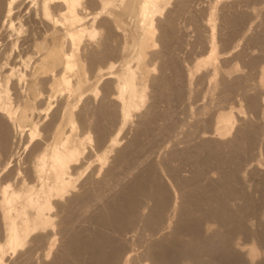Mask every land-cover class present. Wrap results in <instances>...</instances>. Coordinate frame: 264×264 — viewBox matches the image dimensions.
<instances>
[{
  "label": "bare ground",
  "instance_id": "obj_1",
  "mask_svg": "<svg viewBox=\"0 0 264 264\" xmlns=\"http://www.w3.org/2000/svg\"><path fill=\"white\" fill-rule=\"evenodd\" d=\"M84 1L83 0H0V35H1L0 39L3 40L0 42V231H1L0 233H2V236H0V237H2V238H0V264H10V262L12 261L9 259L10 257L6 258V256H9V255H7V253L11 254L12 256H14V255L16 256V254L19 253V255L16 257V259H13L11 257L13 259L11 264H37V263H40V264H222V263H224V264H226L229 262L235 263V264H237V263L240 264L242 262H243L242 264H246V263L249 264L250 262H253V258L258 254V250H257L258 248L255 246L254 243H251L248 246H243L238 242H232V241L230 242V239L228 238L229 236L227 237V234L226 235L225 234H218L217 232H219V231H217V232L215 231V232L219 236V238L217 240L220 242V244H218L220 246L218 247L217 245H215L214 242H213V244L210 243L211 240L206 238L208 235L207 234L204 235V233H203L204 231H202L203 227L201 228L202 215L196 214L197 213L196 211H198L199 206L202 204L201 200H199L200 198H197L198 195L196 196L193 192H192L193 196L190 195V191H192V190L195 191L197 188L191 187V189L188 191V190H186L187 187H186L185 183H181V182H180V184H178L179 187L176 186L175 181L180 180V176H179L180 174L178 173L180 168H178V170H177V167L176 168L171 167L169 165L168 160H166L164 162V164H162V165H166V167L169 168V169L168 168L167 169L169 170V172L171 174L170 176H172L175 179L174 185L176 187H178L180 191H182L184 189L186 190V192H184L183 195H181L182 193L180 194V197H179L180 200H178L179 198L175 195L174 192H173L174 194H172V193H171L172 195L170 194L171 190L169 189V186L170 185L172 186L173 182L169 183V185L167 186L168 183L166 184L165 183L166 181L164 182L162 179L163 176L162 177L160 176V175H162L161 171L164 170V169L163 170H161V169L164 166H162V168L160 167L161 165L159 166V168H160L159 170H161L160 171L161 173H160V172H158L159 170H157V168H158L157 163H155V164H157L156 168L153 166H152L153 168L150 167L151 169H147L146 173L143 172V175H141L140 177L138 176V178L135 177L134 181L131 180V184L124 185L122 187V189L120 190L121 191L120 194L122 196H120L118 198V194H117V197L114 199L112 198L111 202H110V200H109L110 198H109L107 200V201H109V203L105 204V206L103 204L104 208L103 209L99 208V212L97 213L96 216L94 215L95 212L94 213L92 212V208H93L92 206H96L98 201H100V200L103 201V199H104L103 198L104 193L102 194L101 193L102 190L100 189L101 185H99L98 182L94 183L93 182L94 180H92L93 183L90 182V184H92V185L88 186V184H89L88 181L89 180L91 181V179H88V181H87L88 183H86V181L84 180L86 185L84 184V182H83V184L81 183L83 189L79 192L78 186H80V184H79L80 171H78V169L83 166V164H81L82 166H79V165H80V163H82L81 161L84 158V154H85V151L87 148V147H85L86 146L85 144H84V146H82L83 145V139H84L85 133H87L86 135L89 138L90 142L93 140L92 139L93 137L91 134L92 129L90 131L88 130L87 132H86V130H85V132L82 131L84 133V136H82L83 134L81 132H80L81 134L78 133V130H80V129H78L80 124L78 123L77 118L79 117L80 118L79 122H82L84 125L86 124V127H87V125L89 126V125H92L94 123L95 119L93 121V116H94V118H96L95 115H97L100 110H101V113H107L106 116L109 117V120L116 119V121L119 123L118 124L119 126H117V130L114 131V134L112 133V136L109 135L110 136V137H108L109 140H106V141L110 142V143L109 142L108 143H109V147H111V149L112 148L114 149L119 144L118 143L120 141L119 136L123 132L122 130L124 129L126 124L129 122L130 116L135 111H137L139 109V107L141 108V105H143L142 103L145 100H147V98L144 99L146 97V94L148 91L146 88L147 85L144 83L145 74H143L142 68H143V65L145 63H147V61L145 60L146 54L149 52L151 54H152V52L154 53L153 48L151 49V51L148 50L149 46L153 43H156L155 42V41H157L156 36L158 34H160V37L163 38L161 35L162 32L158 33V31H160V29H159L160 27H162V28H164V27L161 25L162 23H160L161 26L158 27L159 24H157V23L159 22L158 18L164 12V9H165L164 1H166V0H90V1L88 0V2H93V3L95 1H97V3L99 2V5H98L99 9L98 10L96 9L97 11H95V12L91 11L94 13V15L91 13L92 18L90 16H88V14H89L87 12L88 7L86 9L87 15H86L85 9H84V12H83V9H81V8H83V6H85V5L82 6ZM209 2H210V0H209ZM183 3H185V2L183 1ZM229 5H230V3H229ZM259 7H260V5H259ZM175 8H178V7H175ZM17 9H20L19 13L17 12ZM23 10H26L25 12H27V14H28L27 17H29L31 19V21H33V23L39 25V23L41 21H43V23L45 22V24H42V25H45L44 26L45 29L43 28L44 30L42 31L43 33L40 30V32L42 34H44V37L42 39L36 38L39 36H36V37L34 36L36 31H38V29L36 27L35 28L37 30L35 28H31L32 30L30 29V32H31L30 35L31 36L33 35V38H36V39H33L32 40L33 43L31 41V45L28 46V47H31V49L27 47L30 50H28L25 47L24 42H22V41L20 42V40L17 36H16V38L13 39V34H11V31L14 32V31L19 29V26L20 27L23 26L21 23V21H22L21 18H24V14L26 15V13L24 12L23 17H21V12ZM192 10H193V8H192ZM127 12H129V14L134 16L136 19V24L133 27L130 26L131 27L130 29L127 26L128 24L125 22L124 18L121 15L122 13H127ZM244 12H246V11H244ZM82 13H85V16H83ZM87 16L91 18L90 19L91 22H89L90 20L87 19ZM84 18L87 20H85ZM19 19H21V21H19ZM168 19H170V18H168ZM211 20H212V18L210 17L209 21H211ZM18 21H19L20 25L18 24ZM24 21H28V20H24ZM160 21H161V18H160ZM166 24H164V25H166ZM15 25H17L18 27ZM29 25H31V24H29ZM129 25H132V22H130ZM234 25H236V23ZM166 26H168V25H166ZM195 28H197V27H195ZM4 30L6 32H10V33L5 34ZM26 30H28V29H26ZM166 30H165V28L163 29V31L167 32ZM41 33L40 34L37 33V35L39 34L42 37ZM10 35H12L11 36L12 38L10 37ZM214 35H212L211 38H214ZM26 36H28V38L25 41L27 43V40L30 37L29 33ZM61 36H63V37H61ZM21 37H20V39H21ZM256 37H258V34ZM165 38H166V36H165ZM22 39L24 40V38H22ZM85 39L88 41V43L92 42L94 47H92L90 44H88ZM255 39H257V38H255ZM84 40L86 41L85 43H87V44L83 45ZM129 40L131 42V47L129 45V43H130ZM116 41H119L118 42L119 44ZM210 41H211V45L209 44L210 45L209 55L205 59L201 60V62L200 61L199 62L203 63V66L204 65H207V66L211 65L213 70H216L214 60H216L218 58V56H217L218 50H217L216 44L214 43V40L211 39ZM120 42H122V44H120ZM226 43H228V42H226ZM249 43H250V41H249ZM66 44H69L68 48H66L67 47ZM256 44H258V43H256ZM21 45L22 46L24 45V48H22ZM197 45H198V43H197ZM260 45H262V44H260ZM20 47L22 48V49H20L22 51L19 50ZM131 48L133 49V52H134V62L133 63L131 60L127 59L128 57H127V54L125 52L127 49H129V51H130ZM80 49L82 50L81 52H79ZM230 49H231V47H230ZM171 50H173V49H171ZM16 51H19L20 53H18ZM129 51H127V53ZM166 52H167V50H166ZM16 53H18V54H16ZM29 53H31V54L33 53L35 56L31 55V54L29 55ZM172 55H174V54H172ZM152 56H154V54H152ZM118 61H120V64H118V66L120 65V68H119L120 70H118L120 72L114 70V72H118V73H114L110 69H112L113 67L115 68ZM103 62H105V63H103ZM242 62H244V60ZM251 63H253V62H251ZM20 64H22L21 67H20ZM258 64H259V62H258ZM29 67H30V71L28 70L29 73H27L28 72L27 69ZM105 68H107L109 70L108 73H110L106 77H110L111 80L113 79L112 82H114L115 91L114 92L111 91L112 93H110V94H111V101H113L112 99H114L115 102L111 103L112 106H110V105L109 106L113 108L114 103H116L115 108L113 110L111 108V110H109V111L106 110L108 108V107H106L108 105L106 103H108L107 100H109L108 95H106L107 96L106 99L105 98H103V99H105L107 102L104 101L105 103H101V107L99 105V107L101 108L99 111H98L99 108L95 107L96 109H93L92 108L93 105H92L91 109H88V108L84 109L85 113L81 112V110H80V113L78 114L79 116L76 117V113L79 112L78 111L79 108L77 107L78 109L76 108L77 110H74L75 106H74V108L69 107L68 104L70 102L65 103V104H63L64 106H62V113L60 112L62 114L61 117H59L60 120L58 119L59 121L55 122V124L58 122L56 124V126H54L55 128L54 127H53L54 129L52 128L54 130L53 141L51 143H44V144L42 141V144H43L42 146L41 145L39 146V144L37 142L35 143V139L37 137H39L38 135H40L39 125H41L40 120H41V116H42V115L37 113L38 114L37 119L33 118V113H34L35 109L37 108L36 97H37V95H39V93H41L39 91L42 90V89H40V86H39L40 84L38 85L39 87L37 86V84H38L37 79H39L37 77L40 76V74H42V73L43 74L44 73L45 74L50 73V77H49V80H50L51 77L53 78V77L57 76L58 74H60V76H57V77H60V79H58V83L60 85L59 86V92L63 93V91L67 92L68 90H70V91H74L75 93H77L78 90L80 89V85H81L79 77L83 73H85L86 77L88 76L89 78H91V77L93 78V76L96 77V80H98L97 75H100L99 82L101 83L103 80V76L105 74L104 73ZM117 69H118V67H117ZM218 69H220V68L218 67ZM90 70H92V71L94 70L95 74L93 72H91ZM177 72H179V71H177ZM90 73L94 74V75L91 76ZM234 75H236V74H234ZM48 76H46V78ZM71 76H76L78 78V79L76 78L77 81L75 80L76 81L75 83L72 82ZM88 77H87V80H88ZM46 78H44V79H46ZM260 79H261V82H262V80H264V67H263V70H261ZM36 80H37V82H36ZM41 80L39 82H41ZM49 80L47 78V81H49ZM89 80H92V79H89ZM50 81H52V80H50ZM107 81H109V80H107ZM95 82H97V81H95ZM95 82H93L94 85L96 84ZM112 82L109 81V84L111 83V85H113ZM227 82H228V80H227ZM44 83H45V81H44ZM87 83H90V82L87 81ZM87 83L85 84V87H86ZM106 84H108V83H106ZM104 85H105V83H104ZM99 86L96 85L94 87L95 93H98L100 91ZM42 87L46 88L44 86V84ZM108 87H109V85H108ZM196 87H198V86H196ZM52 88H53V85H52L51 89ZM48 89L49 88H47V90ZM262 89L264 90L263 87H262ZM47 90H46V92L48 93ZM194 90L195 89H193V91ZM81 91H83V89ZM84 91H87V90H85V88H84ZM151 91H152V89H151ZM75 93L73 94V96L71 95L72 96L71 98L74 97ZM60 94H57V95H60ZM68 94H69V92H68ZM88 94H90V93H88ZM106 94H108V93H106ZM77 95L75 97H77ZM81 95H82V93H81ZM84 96H86V95L84 94ZM168 96L170 97V95H168ZM226 96H227V94H226ZM158 97H160V96H158ZM43 98L44 97H42V99ZM88 98H89V96H88ZM45 99H47V98H45ZM54 101H55V99H54ZM76 101H78V100H76ZM44 102H42V103H44ZM66 102H67V100H66ZM78 103L76 102L74 105H76ZM86 103L84 102V107H87V106H85ZM173 103H175V102H173ZM56 104H57V102H56ZM61 104L62 103L60 102L59 105H61ZM151 104H150V106H151ZM71 106H72V104H71ZM58 107L61 108V106H58ZM84 107L82 106V109ZM148 107L149 106H147L146 108H148ZM152 109H153V107H152ZM54 110H55V108H54ZM57 110H58V108H57ZM87 110H89V111H87ZM76 111H78V112H76ZM90 111H91V113L89 114L88 112H90ZM139 111H140V109H139ZM146 111H147V109H146ZM163 111H165V110H163ZM229 111H231V110H229ZM149 112H151V111H149ZM47 113L48 112H45V114H47ZM140 114H142V113H140ZM137 115H139V114H137ZM152 115L150 113V118ZM166 115H167V113H166ZM35 116H36V114H35ZM43 116H44V114H43ZM43 116H42V118H43ZM56 116H57V114H56ZM98 116L100 117L99 114H98ZM108 117H106V118H108ZM145 117H147V116H144V118ZM216 117H217L216 118L217 127L215 125L216 134H220V135L224 134L221 132L222 131L227 132L228 130H230L233 127L232 118L234 116L231 112L221 111V113L218 116L216 115ZM53 118L55 120V117H53ZM150 118L147 117L146 119H144V121L148 122V121H150ZM100 119L102 120V118H99V121H100ZM97 120H98V118H97ZM103 120H104V118H103ZM104 121H106V119ZM107 121H108V119H107ZM51 122H50V124L52 125ZM63 122H66V124L68 125V130L64 129V126L62 125ZM101 122H103V121H101ZM108 122H110V121H108ZM168 122H170V121H168ZM98 123H100V122H98ZM104 124H106V123L103 122V125ZM164 124H165V122H164ZM252 125H253V123H252ZM45 127H46V125H45ZM96 127H97V129L99 128L98 126H96ZM104 127H105V125H104ZM82 128H84V127H82ZM87 128H89V127H87ZM105 128H107V127H105ZM47 130H49V129H47ZM107 132L108 131H105L104 128L100 127L99 128V134H98L99 139H103L106 136L105 133H107ZM168 133H169V131H168ZM255 133H256V131H255ZM24 134H27L26 135L27 139L25 138L26 141L23 138ZM138 134H139V132H138ZM44 135H42V136H44ZM48 135H49V133H48ZM48 135H45V136H48ZM81 136H82V138H80ZM260 137H261V135H260ZM40 138L42 139V137H40ZM46 139H48V138H46ZM23 140H24L25 144L22 143ZM32 144H33V146L31 147L27 156L25 155V158L23 160H21L22 158L20 156H22L23 151L27 150L28 149L27 147L32 145ZM6 147H9V149L5 150ZM169 147H171V146H169ZM244 148H245V146H244ZM231 149H232V151L234 150L233 147ZM172 150L173 149H171L170 151H172ZM106 153H107V151L104 150V152H102V154L99 155V158L101 159V165H103V163H105L107 160V154ZM171 154L173 155V157L176 156L175 153H171ZM238 155H240V154H238ZM120 157L123 158L121 155H120ZM124 158H127V157L124 156ZM14 159L16 160V165L11 166V162L14 161ZM118 159H119V156H118ZM123 159H119V160H123ZM132 159H134V158H132ZM176 159H178V158H176ZM239 159H237V160L239 161ZM116 160H117V158H116ZM119 160H117V164H119V162H121ZM174 161H177V160H174ZM190 161H191V159H190ZM153 162H152V164H154ZM222 162H224V161H222ZM162 163H163V159H162ZM245 163H248V162H245ZM172 165H174V164H172ZM116 166H118V165H116ZM116 166H114V167L111 166L112 167L111 169H109L108 171L106 170L107 172L110 173L108 175L114 174V171H115L114 168H116ZM237 168H239V167L237 166ZM237 168H235L236 171L238 170ZM240 170H242V169H240ZM99 172H101V171H99ZM129 172H131V171H129ZM127 173H128V171H127ZM192 174H194V173H192ZM105 175H106V173H105ZM105 175H102V176H105ZM91 176L92 175H90L89 177H91ZM165 176H166V174H165ZM203 176H205V175H203ZM249 176H251V175H249ZM92 177H94V176H92ZM100 178H101V175H100ZM109 178H110V176H109ZM124 178L125 177H123V179ZM192 178H194V177H192ZM196 178H197V176H196ZM85 179L87 180V178H85ZM103 179H105V178H103ZM110 179H113V178H110ZM171 179H170V181H171ZM217 180H219V179H217ZM104 182H106V181H104ZM177 182H179V181H177ZM257 182H258V180H257ZM188 183H190V182H188ZM251 183H252V181H251ZM124 184H126V183H124ZM172 187L174 188V186H172ZM202 187H204V186H202ZM222 187H225V186H222ZM201 189L203 190V188H201ZM106 190H108V189H106ZM198 191H200V190L197 189L196 193H198ZM175 192L177 193V190H175ZM105 197H106V195H105ZM107 201H105V202L107 203ZM150 202H152V203H150ZM250 203H251V201H250ZM243 206H245V205H243ZM90 208H91V211L89 210ZM76 209H77V211H80V217H78V218H76L78 215H76V217H73V216H75L74 213L76 212ZM88 210L93 213L92 216H95L93 223L96 224L95 225L96 228L92 232L89 229H90V227L92 228L94 225L92 226V223H91V226H90V224H88V223H90L92 221V219H90V218H93V217L89 216V219L91 221H88L87 218L85 220V217H84V216L88 217L87 216V215H89L87 213ZM93 210H95V209H93ZM85 213H87V214L84 215ZM262 213H261V215H262ZM240 214H241V212H240ZM177 215L179 216V220L176 219ZM223 215H222V217L224 218ZM81 216L84 219H82ZM222 217H221V219H223ZM225 217H226V215H225ZM255 217H256V215H255ZM227 218H228V216H227ZM75 220L76 221L77 220H80V221L85 220L86 223L84 225L87 226L86 224H88L89 229H86L87 227H84V226H83L84 230H82L83 232L81 230L74 229V225H75L74 221ZM223 220L226 221L227 219H223ZM246 223H247V221H246ZM235 224H238V223H235ZM203 225L204 224H202V226ZM232 225H233V223H232ZM232 227L233 226H231V228ZM83 228H81V229H83ZM108 228H110L111 231H109L110 229L108 230ZM127 228H129V229L131 228L132 233H133V228L135 230L137 229L136 231L134 230L136 232L135 236L130 233L132 236L135 237L134 238L135 240L131 239V241H130V237H128V239H127V237H124L125 236L124 234H127L129 232V230H127ZM146 232H148L147 234H149V236L146 234ZM215 232H213V233H215ZM65 238L67 239L66 242L64 241ZM211 238H213V236H211ZM233 238L234 237H232L231 240H233ZM58 241L60 242L61 246H60V248H58V250L55 247L56 248V250H55L53 248V246L54 245L58 246L59 245ZM56 242L58 245L55 244ZM207 242H208V244H207ZM203 255H207V259L204 258ZM240 257H241V259H240ZM231 263H229V264H231Z\"/></svg>",
  "mask_w": 264,
  "mask_h": 264
},
{
  "label": "rangeland",
  "instance_id": "obj_2",
  "mask_svg": "<svg viewBox=\"0 0 264 264\" xmlns=\"http://www.w3.org/2000/svg\"><path fill=\"white\" fill-rule=\"evenodd\" d=\"M183 1L185 3H183ZM229 3H230V5H229ZM83 5H85V6H83ZM98 5H99V2L97 3V1H95L93 3V2H88V0L87 1L85 0L82 4L83 8H81V9H83V12L85 9V12H86V9L88 7V9H87V12L89 13L88 16H90L92 18V14L94 15L93 12H95L99 9ZM164 5H165L164 12L158 18L159 22L157 21L158 22L157 24H159L158 27H160L162 25L165 28V30L167 29L166 30L167 32L163 31L164 28H162V27L159 28L160 31H158V33L162 32L161 35L163 38H161L160 34L157 33L158 35L156 36V38H157L158 42L155 41L156 43H153L154 45L151 44L148 48V50H150V51L153 48L154 53L152 52V54H154V56H152V54L150 52L147 53L146 59H145L147 61V63H145L143 65V68H142V72H143V74H145L144 83L147 85L146 88L148 91L146 94V97L144 99L147 98V100H145V101L143 100L144 102L142 101L143 105H141V108L139 107L140 111L138 109L137 111H135L130 116L129 122L126 124V126L122 130L123 132L119 136V138H120V141L118 142L119 144L114 149L113 148L111 149V147H109L110 142L106 141V140H109L108 139V137H110L109 135L112 136V133L114 134V131L117 130V126H119L118 125L119 123L116 121V119L109 120V117L106 116L107 113H101V110H100L101 109L100 108L101 103H105L108 101V103H106V104H108L106 106V107H108L106 110L109 111L112 108V107H110V106H112L111 103L115 102L114 99H112L113 101H111V94L110 93L115 91V89H114L115 86H114V82H112L113 79L111 80L110 77H106L110 74V73H108L109 70L107 68L104 69L105 74L103 76V80L101 83L99 82L100 75H97L98 80H96V77H94V76H93V78L92 77L89 78L87 76L88 77V80H87L85 73H83L79 77L81 85H80V89L78 90L77 93H75L74 91H70V90H68L67 92L63 91V93L59 92V86L60 85L58 83V79H60V77H57V76H60V74H58L57 76H55L53 78L51 77L50 80H52V81L49 80L50 73H47V74L42 73V74H40V76L37 77V78H39V79H37L38 82L36 80V82L38 83L37 86L40 84L39 86H40V89H42V90L39 91L41 93H39V95H37V97H36L37 108L35 109V111L33 113V118L37 119L38 114H40L42 116L44 114V116H43V118L41 116L40 124L42 126L39 125L40 135H38L39 137H37L35 139V143L37 142L39 144V146L40 145L42 146L44 143H51L53 141V136H54V130L53 129L55 128L54 126H56V124L58 123L57 122L55 124V122L60 120L59 117H61V115H62L61 113H62V106H64L63 104L70 102L68 104L69 107L74 108V106H75L74 110H77L79 108L78 109L79 112L78 111H76L78 113L75 112L76 117L79 116L78 114L80 113V110H81V112H84L85 108L91 109L92 105H93L92 106L93 109L99 108L98 111L99 110L100 111L98 112V114L100 115V117L98 116V114L95 115L96 118H94V116H93V121H94V119L96 121L97 118H98V120L96 122L94 121V123H93L94 125L93 124L89 125V126L87 125V127H89V128L86 127V124L84 125L82 122H79L80 121L79 117L77 118L78 123L80 124V125L78 124L79 125L78 129H80V130H78V133L81 132L83 134L82 136H84L83 132H85V130L87 132L88 130L90 131L92 129L91 134L93 137L92 138L93 140L90 142L89 138L86 135L87 133H85V136L83 139V145L82 146H84V144H85L86 145L85 147H87V148H86V151L84 154V158L81 161L82 163H80V165H79V166H82L81 164H83V166L78 169V171H80V177H79L80 186H78V188H79L78 190L80 192L83 189L81 183L83 184V182H84V184H85V181H86V183L89 182L88 186L89 185L91 186L92 184H90V182H92V180H94L93 181L94 183L98 182L99 185H101L100 186V189L102 190L101 193L102 194L104 193L106 195V197H105V195L103 194V196H104L103 201L100 200V201H98L99 204L97 203L96 206H92L93 207L92 212L93 213L95 212V214H94L95 216L99 212V208L103 209L105 204L109 203V201H107L109 198H110L109 200L111 202L112 198L114 199L117 197V194H118V198L120 196H122L120 194V192H121L120 190L122 189V187L124 185L131 184V180L134 181L135 177L136 178H138V176L140 177L141 175H143V172L146 173V170L151 169L150 167H152V166L156 168L157 164H158L157 170L160 169L159 168L160 165H161L160 166L161 168H162V166H164L161 169V170H163V169L164 170L163 171L159 170L158 172H160V171L162 172V173L160 172L162 174L160 176L161 177L163 176L162 179L164 182L166 181L165 182L166 184L168 183L167 186L169 185V183L173 182L172 186H174V188L171 185L169 186V189L171 190L170 194L175 193V195L179 198L181 193H182L181 195H183L184 192H186V190L189 191L191 189V187H193V188L196 187L198 190H200V191H198V193H196L197 189L195 191L192 190V191H190V195L193 196L192 192L196 196L198 195L197 198H200L199 200H201V203L203 204V205L201 204L199 206L198 211H196L197 212L196 214L202 215L201 221H202V224H204V225L202 226V224H201V228L202 227L204 228V229L202 228V231H204L203 232L204 235L205 234L208 235L206 238L211 240L210 241L211 244H213V242H214L215 245H217L218 247L220 246V245H218V244H220V242L217 240L219 238L218 234H225V235L227 234V237L229 236L228 238L230 239V242L231 241L232 242H238L243 246H248L249 244L254 243L255 246L258 248L257 249L258 254L253 258V262H250L249 264H258V263L264 264V239H263L264 238V215H263L264 214V198H263L264 197V90L262 89V87L264 88V80H262V82H261V79H260L261 70H263V67H264V42H263L264 41V34H263L264 33V0H254V1L253 0H246V1L245 0H221V1L220 0H218V1L217 0H210V2H209V0H177V1L176 0H166V1H164ZM259 5H260V7H259ZM175 7H178L179 9L175 8ZM192 8H193V10H192ZM19 10L20 9H17L18 13H19ZM25 11L26 10H23L21 12V17H23V14ZM91 11H93V12H91ZM244 11H246V12H244ZM87 12H86V15H87ZM25 13H26V15L24 14V18L20 17L22 19V21H21V19H19V21H21L23 26L20 27L19 26L20 24L18 21L19 25L17 23L16 24L19 26V29L14 31V32L11 31V34H13V39L16 38V36H17L19 38L20 42L21 41L24 42V45L27 48L28 46L31 45V41L33 39H36V38L42 39L44 37V34H42L43 33L42 31L45 29V27H44L45 25H42V24H45V22L43 23V21H41L39 23V25L35 24V23H33V21H31V19L29 17H27V15H28L27 12H25ZM82 15L85 16V13H82ZM121 15L124 18L125 22L128 24L127 26L129 27V29L131 28L130 26L133 27L136 24L135 17L132 16L131 14H129V12L122 13ZM88 16H87V19L90 20L91 18ZM210 17L212 18L211 21H209ZM160 18H161V21H160ZM168 18H170V19H168ZM87 19H85V20H87ZM24 20H28V21H24ZM89 22H91V20ZM130 22H132V25H129ZM160 23H162V24L160 25ZM235 23H236V25H234ZM29 24H31V25H29ZM164 24H166L168 26H166ZM17 25H15V26H17ZM35 27L38 29V31H36L37 29ZM195 27H197V28H195ZM31 28L36 29L35 30L36 33L34 34V36L35 37L39 36L40 38L39 37L33 38V35L32 36L30 35L31 34L30 29ZM26 29H28V30H26ZM40 30L42 33L40 32ZM4 33L6 34V33H10V32L5 31ZM28 33L30 36L28 40L30 42L27 40V43H28L27 44L25 41L28 38V36H26V35H28ZM37 33H39V34L41 33L42 37L39 34L37 35ZM257 34H258V37H256ZM164 35L166 36L167 39L165 38ZM212 35H214V38H211ZM11 36L12 35H10V37ZM0 37H1V35H0ZM20 37H21V39L24 38V40L23 39L21 40ZM61 37H63V36H61ZM254 37L257 39H255ZM211 39L214 40V43L216 44L217 50H218V54H217L218 58L216 60H214L216 70H213L211 65L210 66L209 65L203 66V63H200L201 60L205 59L209 55L210 45H211L210 40ZM85 40H84L83 45L88 43L87 40H86L87 43H85L86 42ZM1 41H3V40L0 39V42ZM249 41H250V43H249ZM116 42L118 43L119 41H116ZM122 42H120V44H122ZM129 42H130V40H129ZM226 42H228V43H226ZM32 43H33V41H32ZM197 43H198V45H197ZM256 43H258V44H256ZM88 44H90L92 47H94L92 42H89ZM260 44H262V45H260ZM24 45L23 46L21 45V47L24 48ZM68 45L69 44H66V46H67L66 48L69 47ZM129 45L131 47V42L129 43ZM21 47L19 48V50L22 49ZM230 47H231V49H230ZM28 48L31 49V47H28ZM30 49H28V50H30ZM171 49H173V50H171ZM166 50H167V52H166ZM20 51H22V50H20ZM81 51L82 50L80 49L79 52H81ZM127 51H129V49H127L125 51L127 54V57H128L127 59L131 60L133 63L134 62L133 49L131 48L128 53H127ZM16 52L20 53L19 51H16ZM18 53H16V54H18ZM30 54L31 53H29V55ZM172 54H174V55H172ZM31 55H34V54L32 53ZM243 60H244V62H242ZM250 61L253 63H251ZM105 62H103V63H105ZM118 62L116 64L115 68L113 67L112 69H110L111 71L114 72V70H116V71L120 70L119 69L120 65L118 66V64H120V61H118ZM258 62H259V64H258ZM21 66H22V64H20V67ZM117 67H118V69H117ZM218 67L220 69H218ZM28 70L30 71V67L27 69V71ZM29 71L27 73H29ZM90 71L94 73V70L93 71L90 70ZM177 71H179V72H177ZM118 72H120V71H118ZM118 72H114V73H118ZM94 74H91V76ZM234 74H236V75H234ZM46 76H48L47 78L50 82L47 81ZM71 77H72L73 83H75L78 79L76 76H71ZM40 78L41 79L43 78L42 79L43 81ZM44 78H46V79H44ZM89 79H92V80H89ZM40 80H41V82H39ZM107 80L112 82L113 85H111V83L109 84V81H107ZM227 80H228V82H227ZM44 81H45V83H44ZM87 81L90 83H87ZM92 81L93 82L97 81V82H95L96 84L94 85V83ZM86 83H87V85L85 87ZM104 83H105V85H104ZM106 83H108V84H106ZM43 84L46 88L42 87ZM52 85H53V88L51 89ZM96 85H98V86L100 85L99 86L100 91L98 93L94 92L95 91L94 87ZM108 85H109V87H108ZM111 86L112 87L114 86V87L112 88ZM196 86H198V87H196ZM83 87L87 91H84ZM47 88H49V89L47 90ZM82 89H83V91H81ZM151 89H152V91H151ZM193 89H195V90L193 91ZM46 90L48 91L49 94L46 92ZM68 92L70 95L68 94ZM87 92L90 94H88ZM105 92L108 94H106ZM74 93H75L74 97L71 98ZM81 93H82V95H81ZM57 94H60V95H57ZM84 94L87 97L84 96ZM226 94H227V96H226ZM76 95H77V97H75ZM106 95H108V98H109V100H107V101L105 100L107 97ZM168 95H170L171 98ZM88 96H89V98H88ZM158 96H160V97H158ZM42 97H44V98L42 99ZM45 98H47V99H45ZM103 98H105V99H103ZM54 99H55V101H54ZM66 100H67V102H66ZM76 100H78V101H76ZM83 101L85 103L88 101L85 105L87 107H84ZM42 102H44L45 104ZM56 102H57V104H56ZM60 102L62 103L61 105H59ZM76 102L77 103L79 102V103L74 105ZM173 102H175V103H173ZM71 104L73 107L71 106ZM115 104L116 103H114L112 110L115 108ZM150 104H151V106H150ZM99 105H100V107H99ZM58 106H61V108ZM82 106L84 107L83 109H82ZM147 106H149V107L146 108ZM53 107L55 108V110ZM152 107H153V109H152ZM57 108H58V110L59 109L60 110L58 111ZM146 109H147V111L149 110L151 112H149V111L147 112ZM163 110H165V111H163ZM229 110H231V111H229ZM87 111H89V110H87ZM221 111L231 112L234 117L232 118L233 127L230 130H228L227 132L222 131L221 133H224V134L220 135V134H216L215 125L217 124L216 123L217 122L216 115L218 116L221 113ZM45 112H48V113L45 114ZM88 113L90 114L91 111ZM140 113H142V114H140ZM150 113H151V115L153 114L151 116V118H150ZM166 113H167V115H166ZM35 114H36V116H35ZM56 114H57V116H56ZM137 114H139L140 116ZM144 116L149 117L150 121H148V120H147L148 122L144 121V119L147 118V117L144 118ZM53 117H55V120ZM106 117H108V118H106ZM99 118H102V120L100 119V121H99ZM103 118H104V120L106 119V121H104ZM107 119L110 122H108ZM49 121L50 122L52 121L51 122L52 125L50 124ZM101 121L106 123L104 125L107 128L104 127L103 122H101ZM168 121H170V122H168ZM98 122H100L101 124ZM164 122H165V124H164ZM252 123H253V125H252ZM45 125H46V127H45ZM62 125L64 126L65 130H68V125L66 124V122H63ZM96 126H98L99 128L100 127L104 128L105 131H108L107 133H105L106 138L104 137L103 139H99V137H98L99 128L97 129ZM82 127H84L85 129ZM216 127H217V125H216ZM47 129H49L50 131ZM168 131H169V133H168ZM255 131H256V133H255ZM138 132H139V134H138ZM48 133H49V135H48ZM44 134L48 135V136H45ZM26 135L27 134L23 135L24 140L26 138ZM42 135H44V136H42ZM260 135H261V137H260ZM82 136L80 138H82ZM40 137H42V139ZM46 138H48L49 140ZM24 140L22 143H24ZM42 141H43V144H42ZM243 145L245 146V148ZM32 146H33V144L28 146L27 150L23 151V153H22L23 157L20 156L22 158L21 160H23L25 158V155L27 156V154L30 151ZM169 146H171V147H169ZM232 147L234 149L233 151L231 149ZM8 149H9V147L5 148V150H8ZM169 149L170 150L173 149V150L170 151ZM104 150L107 151V153H106L107 154V160L105 163H103V165H101V159L99 158V155L102 154V152H104ZM171 153H175L176 156L173 157V155ZM238 154H240V155H238ZM120 155L123 158H124V156L127 158L123 159L120 157ZM118 156H119V159H123V160H119ZM116 158H117V160L121 161V162L118 161L119 164H117ZM132 158H134V159H132ZM176 158H178V159H176ZM162 159H163V163H162ZM190 159H191V161H190ZM237 159H239V161ZM166 160H168L169 165L171 167H175V168L177 167V170H178V168L181 169V170L179 169V171H178V173L180 174L179 176H180L181 181L180 180H177L179 182L175 181V179L172 176H170L171 174L168 170L169 168L166 167V165H162V164H164V162ZM174 160H177V161H174ZM222 161H224V162H222ZM12 162H11V166H15L16 160L14 159V161H12ZM152 162L154 164H152ZM245 162H248V163H245ZM155 163H157V164H155ZM172 164H174V165H172ZM116 165H118V166H116ZM111 166H113V167L116 166V168H114L115 171H114L113 175H108L110 173L107 171L112 168ZM237 166L242 170L237 168ZM235 168H237L241 173L238 170L236 171ZM99 171H101V172H99ZM127 171H128V173H127ZM129 171H131V172H129ZM191 172L194 174H192ZM105 173H106V175H105ZM99 174L101 175V178H100ZM165 174H166V176H165ZM90 175H92L94 177H92V176L89 177ZM102 175H105V176H102ZM203 175H205V176H203ZM249 175H251L252 177ZM109 176H110V178H113V179H110ZM196 176H197V178H196ZM123 177H125V178L123 179ZM192 177H194V178H192ZM85 178H87V180ZM103 178H105V179H103ZM88 179H91V181L90 180L88 181ZM170 179H171V181H170ZM217 179H219V180H217ZM257 180H258V182H257ZM104 181H106V182H104ZM174 181L176 182V184H175L176 186H178V184H180V182L185 183L187 189L180 191L178 188L179 186L176 187L174 185V183H175ZM251 181H252V183H251ZM188 182H190V183H188ZM124 183H126V184H124ZM202 186H204V187H202ZM222 186H225V187H222ZM198 187L203 188V190L201 188L199 189ZM106 189H108V190H106ZM175 190H177V193L175 192ZM178 200H180V198ZM105 201H107V203ZM250 201H251V203H250ZM150 203H152V202H150ZM103 204H104V206H103ZM243 205H245V206H243ZM93 209H95V210H93ZM89 210L91 211V208ZM89 210L87 211V213L89 214V215H87L88 217L84 216L87 213H85L83 216L85 217V220H86V218L88 219V221H91L90 219H92V221L90 223H88V222L87 223L90 224V226L92 223V226L94 225L93 226L94 228L90 227V229H89L88 224H86L87 226H85L84 225L86 223L85 220L84 221L83 220L82 221H80V220L76 221L75 220L74 224L76 226L74 225V229L82 231V230H84V228H83V226H84V227H87L86 229H89L91 232L95 230L96 224L93 223L95 216H92L93 213L90 212ZM76 212L74 213L75 216H73V217H76V215H78L76 218L80 217V211H77V209H76ZM240 212H241V214H240ZM261 213H262V215H261ZM221 214L224 216V218L222 217ZM225 215H226V217H225ZM255 215H256V217H255ZM89 216H92L93 218L89 219ZM227 216H228V218H227ZM221 217L223 219H227V220L224 221L223 219H221ZM81 218L84 219L82 216H81ZM176 219L179 220L178 215L176 216ZM246 221H247V223H246ZM232 223H233V225H232ZM235 223H238V224H235ZM231 226H233V227L231 228ZM81 228H83V229H81ZM109 229L110 228H108V230ZM127 230H129V232H128L129 234L125 231L127 234H124L125 235L124 237H127V239H128V237H130V241H131V239L135 238L134 237L136 234L135 231L137 229L135 230L133 228V233L131 232L132 231L131 228L130 229L127 228ZM109 231H111V229ZM215 231L216 232L219 231V232H217L218 234H216ZM213 232H215V233H213ZM130 233L133 234L134 236H132ZM147 233L148 232H146V234ZM147 235L149 236V234H147ZM0 236H2V233H0ZM211 236H213V238H211ZM231 236L234 237L233 240H231L232 239ZM0 238H2V237H0ZM64 241L66 242L67 239L65 238ZM55 244H57V242ZM58 244H57L58 246H55V245L53 246V248L55 250H56V248H57V250H58V248H60V246H61L60 242ZM207 244H208V242H207ZM7 255H9V256H6V258L10 257L9 259L13 261V259H16V257L19 255V253H17L16 256L15 255L12 256L9 253H7ZM203 257L207 259V255H203ZM240 259H241V257H240ZM11 262H10V264H11ZM229 263H231V262H229ZM229 263H226V264H229ZM242 263H240V264H242ZM37 264H40V263H37ZM222 264H224V263H222ZM231 264H235V263H231ZM246 264H248V263H246Z\"/></svg>",
  "mask_w": 264,
  "mask_h": 264
}]
</instances>
